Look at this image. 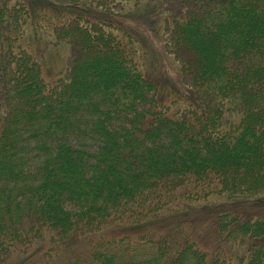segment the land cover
<instances>
[{"label": "trees", "instance_id": "trees-1", "mask_svg": "<svg viewBox=\"0 0 264 264\" xmlns=\"http://www.w3.org/2000/svg\"><path fill=\"white\" fill-rule=\"evenodd\" d=\"M126 19L179 60L182 97ZM262 198L264 0H1L0 264H264V216L218 208L208 248L153 224Z\"/></svg>", "mask_w": 264, "mask_h": 264}, {"label": "rangeland", "instance_id": "rangeland-1", "mask_svg": "<svg viewBox=\"0 0 264 264\" xmlns=\"http://www.w3.org/2000/svg\"><path fill=\"white\" fill-rule=\"evenodd\" d=\"M168 7H169L168 4L165 5L166 9H168ZM126 23H127L126 25L136 30L137 34L139 32L145 38L144 43L146 44V46H148V50H149L148 51L149 57L147 62L148 71L151 72L150 74L154 76L156 79H158L159 82H161L162 86L165 85V88L163 90L164 95L166 96L170 92H177V93L181 92L179 96L182 97L183 93H185L184 92L185 90L181 85H185V84H183L182 80L178 77L180 76L179 60L176 59L175 57L173 60L172 57L169 58V56L165 54L164 52L165 50L163 49V46L155 41V38L153 37V33L151 32V30H147L148 26L146 27L144 23L142 24L140 23L139 25H137L135 23H131L127 19H126ZM26 33H28L30 37H32L33 39L34 37L33 33L31 34L29 30H27ZM36 44L37 47H40L39 45H41L38 43ZM63 50L61 52L62 55L60 54L57 56L55 55L56 52L58 51L56 47H55V51L49 49L44 50L43 53L46 56L42 57V63H43V72H44L43 76L45 75L44 76L45 81L49 82L50 80H48L47 78H53L54 74L57 71H60L62 69V66H64V64L66 63L67 57L69 55L68 52L69 48L65 46ZM84 145L85 147L81 143L74 144L76 148L82 147L88 152L94 153L96 150L95 146L97 145V142L94 140L90 141L89 139L88 140L86 139ZM39 161L40 158L38 159V161L35 162V165L39 164ZM218 208H225L226 210L234 209L240 214L246 215V217L259 218L264 216V199L262 198L259 200H249L247 202L235 201V202H231V204L224 202V200H220L219 203L215 206L214 205L208 207H205L204 205H202L201 207L193 206L190 209L188 208L189 210H186L183 213L173 214L172 215L174 216L173 218L170 216L159 217L153 220L154 221L153 224L155 225L156 229L165 231L168 230L169 228L174 227L175 219H182V220L184 219L185 222H190L193 225V229H195L194 236L196 238L197 237L199 238L200 244L208 248L209 246H212L213 244L217 243L216 228L215 225L211 226V221H214L215 219L214 215H216V211ZM109 229L110 228L104 227L102 230L103 232L104 231L107 232ZM46 243L47 241L45 240L44 242L42 240L40 245L33 242L32 245L36 246L35 253H41V251L47 245ZM203 243H205L206 245ZM22 253L24 254L26 253V251L23 250ZM22 253L20 252L14 253V255L11 256V260H10L11 262L9 263L18 264V262H23L24 260H26L25 258L26 256H24ZM62 253L65 254L64 251Z\"/></svg>", "mask_w": 264, "mask_h": 264}]
</instances>
